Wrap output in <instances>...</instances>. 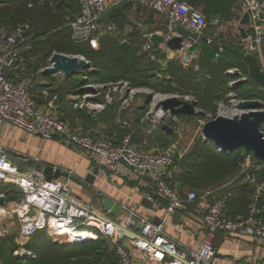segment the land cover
<instances>
[{"label": "built area", "instance_id": "built-area-1", "mask_svg": "<svg viewBox=\"0 0 264 264\" xmlns=\"http://www.w3.org/2000/svg\"><path fill=\"white\" fill-rule=\"evenodd\" d=\"M123 1L140 4L163 16L169 25V33L165 34L166 41L174 37V28L178 25H183L199 34L197 39L191 37L185 39L181 48L176 51L184 65L193 57L201 55L203 42L219 45L217 57L225 49L222 45L227 37L222 22L219 19L208 20L200 9L183 0H80V9L66 10L65 26L71 33V39L76 43H89L98 48L100 40L115 29L112 23L101 21L100 15L109 7ZM29 6H33L32 0H29ZM244 10L250 14V21L255 27V36L242 38L237 46L246 48L250 53L258 50L262 59L264 29L260 25L262 19L259 13H264V1L247 0ZM233 21L239 33L240 19ZM209 24L214 28L210 33ZM31 27L29 21L0 26V127L7 125L43 140L59 138L66 145L75 146L86 155L100 158L112 173L119 171L122 166H127L131 169L135 180L150 184L157 195L166 201L168 215L157 222L154 218L130 209L129 220L124 222L119 216L113 215L111 210H106L100 205L98 210L93 204L84 206L71 196L72 174L68 178L48 179L44 176L39 179L37 170L23 171L11 155V151L0 145V182L14 183L23 193L16 208L21 220V247H24L27 240L37 232L45 230L51 240L61 246L66 245L64 238L69 241L74 240L69 243L71 245L75 243L73 246L92 243L101 237L105 238L114 246L118 264L157 262L185 264V260L189 264H214L217 252L215 238L218 233H238L264 239L262 216L264 179L260 181L251 179L255 187L250 195L246 216L233 218L227 214L228 202L233 195L231 190L220 192L210 202L203 216L205 236L197 249L186 247L173 238L166 230L168 216L177 210L187 209L190 203L199 198L195 190H189L186 197L182 196L179 189L168 181L179 159L177 145L170 144L162 149L151 150L145 145L136 144L131 133L124 134L117 142L107 135L94 136L91 132L79 128L73 129L71 124L56 112L60 94L52 93L48 85L42 91L46 103L41 104L34 100L32 94L34 82L28 77H22L20 80L13 77L16 69L25 62L26 54L33 49V36L28 35ZM147 38L148 41L143 44L142 51L151 59L157 60L154 54L155 46L150 36ZM158 47L169 51L166 43ZM50 65L41 68V71ZM88 70H92V74L100 73L99 69L93 66ZM56 74L61 78L65 77L63 72ZM139 94H148L151 97L150 109L143 120L150 121L155 127H158L166 114L162 109H155L161 100L177 96L197 103L195 97L156 93L145 87H133L126 80L87 83L77 93L69 96V103L76 110L98 112L118 101L126 109ZM99 96H103L104 101H98ZM238 102L234 99L235 108L230 111H223L220 105L218 113L213 118L220 115L234 117L239 112L236 108ZM167 112L172 116L169 111ZM253 159L252 153L246 154L245 162L241 164V174L247 175L250 168L253 170L262 168V165L254 164ZM68 198H71L70 202H67ZM116 223L130 230H134L135 226L141 223L143 225L142 230L139 231L141 237L120 238L121 232ZM6 236L7 231L0 228V239ZM80 236L84 239L83 244L75 240ZM14 255L21 259L35 258V254L25 248L14 250Z\"/></svg>", "mask_w": 264, "mask_h": 264}, {"label": "crops", "instance_id": "crops-1", "mask_svg": "<svg viewBox=\"0 0 264 264\" xmlns=\"http://www.w3.org/2000/svg\"><path fill=\"white\" fill-rule=\"evenodd\" d=\"M246 1L247 0H239L237 3L238 8H236V14L240 20L246 13L244 10V4ZM130 9H135L140 18H146L145 24H148L149 26H147L148 28H145L144 31L146 29H150L151 32L163 33L164 36L166 33H169V25L166 20H164V23L159 29L153 31L150 27L151 25H156L158 23L156 16L159 14L156 15V12L145 8L140 4L130 3L125 7V9L117 13H121L124 17H126L125 12L132 11ZM222 24L223 27L226 26L225 36L228 39H233L235 42V44L230 45L237 46V44L241 41L242 36L240 32L238 33L236 31L234 21H226ZM260 25L264 29V18L262 19ZM246 29L249 37L255 36V27L252 23L246 26ZM114 30H117L116 26ZM144 31L143 36L146 40L144 41L145 43L148 41V38L144 35ZM212 31H214L213 26L210 30L208 28V32ZM176 35L177 33L174 32V36ZM165 51L168 59L180 60L179 54L176 51H168L167 49ZM199 58L200 56L196 58L193 57L191 59H195V61L192 62L195 70H199ZM35 60V57L25 59V62L14 72L13 77L16 80H20L22 77L30 78L34 82V88L32 90L34 100L41 104H45L46 100L43 97L42 91L46 89V86L48 85L51 87L52 93L56 92L55 90L58 89L57 93L60 94L61 89L54 84V81L56 78L61 77H59L56 73L48 75L44 72L45 69L41 71V68L50 64L49 60L47 65H43L36 71ZM262 60L264 63L263 50ZM161 62L165 64L166 61ZM77 75H82L84 78H88L86 70H82V72L78 71L74 76ZM62 79L69 82L65 77ZM97 83L103 82L98 80ZM81 87L78 88V91ZM70 95L71 94L69 93L65 98L60 95V99L56 104V112L61 118L68 121L73 129L79 128L82 131L91 132L94 136L107 135L108 137L115 139L117 142L122 139V129H127L130 131L129 133L132 134L133 141L136 144L145 145L151 150H158L166 147V145H169L166 144L168 141L167 139L182 131L183 127L180 126V128L177 129L172 124L175 118L192 117L182 113L178 115L172 114V116H169L167 114L168 112L165 111L166 114L163 116V120L159 122L158 127H155L152 123H150V121L145 122L143 120L147 112L145 114H141V109L147 108V105L150 109L151 97L148 94H139L142 98L140 100L141 102H138L139 104H137L136 108H132L136 100H134L126 109L123 108L122 104L117 101L107 105L103 110L98 112L88 111L86 109L76 110L69 103ZM97 100L104 101V97L99 96ZM140 115L142 116L141 119H139ZM125 121L127 123H125ZM165 125H167L168 128L164 129L163 126ZM203 127L204 124L202 129ZM180 135H182V132ZM202 138L204 139L203 135ZM172 144L177 145L179 161L191 151L193 146H191V144L183 146L176 142ZM0 145L11 151V155L16 159V162L23 171L29 169L37 170L39 179L44 176L47 177L44 171L47 164L54 166L52 178H68L70 174H72L71 196L74 200L84 206L93 204L97 210L100 209L99 204L95 201V196L99 192H103L106 196L121 203L124 207V211H122L120 215H116L124 222L129 220L128 211L130 209L135 210L139 214L154 218L155 220H161L168 215L166 201L157 195L156 190L150 186V184L148 185L147 182L143 183L139 180H135L132 176L131 169L127 166H122L119 171L112 173L104 166L103 160L100 158L86 155L79 148L75 146H68L59 138L43 140L42 138L26 133L23 130L11 128L7 125L0 127ZM58 170L60 172H58ZM95 170L98 171L95 183L96 190H88L81 184V182L86 183L85 179L88 174L90 172H94ZM180 171V167L176 166L172 171V177H169L168 181L174 183L182 196L186 197L189 192V188H180L177 186L178 182H175V175L179 174ZM257 171L258 170L250 168L247 175H238L235 179H231L222 186L211 188L205 193L199 194V198L190 203L187 209L177 210L175 213L168 216L166 222V230L168 233L184 246L191 249H197L205 236L203 216L207 211L210 202L220 192H222L224 188H233V193L236 192V200L229 207L230 211L228 212L234 216L243 217L242 215L246 214L248 210L247 206L248 201H250V197L248 194H245L244 191L242 192V190L245 188L253 189L255 187V183H252L251 179L256 181L264 179L256 178ZM56 172H58L57 175ZM114 182L117 183L119 187H115L116 184L114 185ZM8 186L12 188H8ZM5 187H7L8 191L13 189V192L18 191V193L22 194L21 189L14 183L0 182V196H5ZM14 187L17 189L15 190ZM134 189L135 191L133 192ZM239 194H241V197ZM5 198L7 200V204L5 206H0V228L7 231V236L3 241L0 240V264H22L19 260L20 258L16 256L13 258L9 254L12 248H16L15 250L19 248H21V250L23 248L27 249V244L30 239L27 240L24 247L20 246L21 220L16 211L18 201L8 200L6 196ZM262 211L264 213V206ZM215 246L217 248V252L213 261L214 264H264V239L239 235L238 233L226 234L220 232L215 238ZM154 264L163 263L157 262Z\"/></svg>", "mask_w": 264, "mask_h": 264}, {"label": "trees", "instance_id": "trees-1", "mask_svg": "<svg viewBox=\"0 0 264 264\" xmlns=\"http://www.w3.org/2000/svg\"><path fill=\"white\" fill-rule=\"evenodd\" d=\"M183 1L201 9L210 21L219 19L224 23L239 18L236 14L239 0ZM32 2L31 7L29 0H0V26L30 22L32 27L28 35L33 36L34 43L33 49L26 54V59L35 57L36 71L43 65H47L54 52L80 55L89 60L93 67L99 69L100 73L97 76L100 82L126 80L133 87L194 95L197 106L204 113L211 112L215 116L217 103L221 99V89L228 76L227 69L239 64L248 68L244 59L229 49L225 48L218 58V44L202 43L198 62L199 70H195L194 65L183 68L179 59H168L166 51L160 47H155L154 54L157 60H153L142 51L143 45L140 49H136L132 43L129 47H124L119 37L108 34L100 40L98 48L89 43H76L71 39V33L65 26V16L68 8L79 9V0H32ZM111 21L115 24L117 31L122 33L128 24L121 13L114 14ZM224 42L229 45L235 44L230 38L224 39ZM262 48L264 54V45ZM163 59L166 60L165 64L161 62ZM74 79L75 76L66 79L70 81V87L68 91H60L61 97L65 98L67 96L65 92H71V90L74 92L84 85L81 80L79 84L74 82L71 86ZM55 91L58 92V89ZM141 110L146 111V108ZM198 117H204V114ZM129 132L127 129H122V135ZM246 154L244 149L228 154L222 153L211 142L202 138L182 160L177 161L181 171L175 175V182H178L177 186L180 188L187 187L189 190H195L198 195L199 192L205 193L241 175V164L245 162ZM253 158L254 164L262 165V168L256 172V178H264V161L254 156ZM171 184L175 186L174 183L171 182ZM8 188L12 187L8 186ZM14 189L17 188L14 187ZM230 190L233 195L228 202V211L236 200V192L233 193V188L223 189L226 192ZM253 190L254 188H245L242 192L244 191L250 197ZM4 193L8 200L20 201L23 197L22 192V194L18 191L13 192V189L8 191L7 187ZM228 211L229 216L238 217ZM262 216L264 217V213ZM4 239L6 238L0 240ZM15 249L12 248L9 254L13 258H15ZM27 249L35 254V258H20L22 264H118L114 246L102 237L95 242L79 246H61L53 242L45 230H41L29 240Z\"/></svg>", "mask_w": 264, "mask_h": 264}, {"label": "water", "instance_id": "water-1", "mask_svg": "<svg viewBox=\"0 0 264 264\" xmlns=\"http://www.w3.org/2000/svg\"><path fill=\"white\" fill-rule=\"evenodd\" d=\"M129 4V1H123L115 4L103 12L99 19L103 22L113 24L111 21L113 15L125 9V7ZM259 15L261 19L264 18L263 12H260ZM250 23V14L249 12H246L240 20L239 27L241 36L244 39L249 37L246 26H248ZM174 32L177 33V35L167 41L165 40L163 33L151 32L150 29H146L144 31V35L150 36V40L155 47L166 43L168 49L172 51H177L180 49L182 42L187 38H199L198 33L191 31L183 25L176 26L174 28ZM123 46L128 47V42L125 41ZM222 46L232 52L239 54L246 62L250 71V75L264 88V68L259 60V51L257 50L253 53H250L246 48L229 45L227 43H223ZM162 61L165 62L166 60L163 59ZM50 64L51 65L44 70L46 74L50 75L63 72L65 74V78L73 77L79 70L85 71L92 68V63L85 57H81L79 55H69L60 52H54L52 54L50 58ZM227 74L233 78H238L240 76L238 69L234 71H228ZM236 82L238 83L237 85H241L246 82V79L242 78ZM235 97L239 101L236 104V108L239 111L238 114H236L234 117L220 115L207 121L202 129L204 140L211 142L214 147L222 153L228 154L236 150L244 149L247 153H253L257 159L264 161V102L260 99L241 100L238 95H235ZM155 109L169 111L173 115L182 113L188 116H194L204 113L197 108V103L181 99L177 96L161 100L156 105ZM163 128H168V126L165 125ZM44 171L47 175V178L51 179L54 166L47 164ZM58 172L60 171L58 170ZM58 172H56V175ZM97 175L98 171L96 170L94 172H90L85 179L86 183L81 182V184L88 190H96L95 183L97 180ZM70 201L71 198H68L67 202ZM95 201L106 210H111V212L115 215H120L121 212L124 211V207L121 205V203L113 200L111 197L106 196L103 192L98 193ZM6 204L7 200L5 196H0V206H5ZM32 214L33 212H31V215ZM156 221L160 222L161 220ZM116 226L121 232L120 238L128 237L135 239L141 237L139 234V231L143 228L141 223H138L134 230H130L119 223H116ZM184 263L189 264L186 260Z\"/></svg>", "mask_w": 264, "mask_h": 264}, {"label": "rangeland", "instance_id": "rangeland-1", "mask_svg": "<svg viewBox=\"0 0 264 264\" xmlns=\"http://www.w3.org/2000/svg\"><path fill=\"white\" fill-rule=\"evenodd\" d=\"M130 10H132V9H130ZM122 12H124V11H122ZM125 13H126L125 18L127 19V22H128L125 31L123 33H121L117 30H112L108 33V35L119 37L121 39L122 44L126 41V42H128L129 46L132 43L136 49H138V48L140 49L141 46L144 44L143 42L145 41L144 40L145 37L143 36V31L145 28H148L147 26H149V25L145 24L146 18H140L139 15H137L135 9L132 11H128V12L126 11ZM156 15H158V14H156ZM161 17H160V15L156 16L158 23L156 25H151V27H150L153 31H156L157 29H159L160 26L164 23L165 18L163 16H161ZM208 27L210 30L212 25L209 24ZM225 28H226V26L224 27V30L226 32ZM195 58H196V56H195ZM259 60H260V63L262 64V66L264 68L263 60L260 58H259ZM179 61L182 64L183 68H188V67L193 65L192 62H194L195 59L190 60L189 63H187L185 65L181 62V60H179ZM236 69L239 70L240 76L238 78H233L227 74L228 76L226 77L225 83L223 84L222 89H221V99L217 103L216 114L218 113V110L220 109V105H222L223 111L233 110L235 108L233 105V104H235L234 103V99H236L235 95H238L241 100L260 99L264 102V88L261 86L260 83H258V81L256 79H254L250 75L249 68H247L246 66L242 67V64H239L236 67H231V68L227 69L226 73L229 70L234 71ZM79 71L82 72V70H79ZM86 74H88V78H84V76H82V75L81 76L80 75L75 76V79L71 82V86L74 85V82L79 84L81 80H82L81 83L84 85L87 83L96 84L98 82V80H99V77H97L98 73L92 75V70H88V71H86ZM242 78H245L246 82L241 84V85H237L238 83L236 81L239 79H242ZM69 83H70V81L66 82L62 78H56L54 81V84H56V86L58 88H60L62 91H63V89L66 91L69 90V87H70ZM151 91H155L156 93H161V94H176V95H180L182 97H185V96L195 97L194 95H184V94H179L177 92L165 93V92H162L160 89H153V88H151ZM76 92H78V88L74 92H72V90H71V92H65V93H66V95H68L69 93L72 95L73 93H76ZM141 98H142L141 95L136 97V99H135L136 102L133 104L132 108H136L137 104H139L141 102L140 101ZM147 110H149V106H148V108H146V111L145 110L142 111L141 114H144V112H148ZM199 110L203 111L201 108H199ZM203 114H204V117H198L200 115L203 116ZM203 114L194 115L192 117L175 118L173 120L172 124L177 129L180 128V126L183 127V129L181 131L182 135H180L181 132H179L178 134H174L171 138L167 139L168 141L166 142V144H170V143L172 144L175 142L178 143L179 145H183V146L187 145V144H191V146L193 145L192 146V148H193L196 145V143L202 139V132L201 131H202L203 124L205 125V123L207 121H209L213 117H215L211 112L203 113ZM141 117L142 116L140 115L139 119H141ZM263 129H264V127H263ZM113 184L114 185L116 184L115 187H119L117 185V183L114 182ZM199 194H203V193L199 192Z\"/></svg>", "mask_w": 264, "mask_h": 264}, {"label": "bare ground", "instance_id": "bare-ground-1", "mask_svg": "<svg viewBox=\"0 0 264 264\" xmlns=\"http://www.w3.org/2000/svg\"><path fill=\"white\" fill-rule=\"evenodd\" d=\"M75 240H76V242H78V243H80V244H83V242H84V239L82 238V236L77 237V239H75ZM72 241H74V240L69 241V240H67L66 238H64V242H65V244H66V245H64V246H73L75 243H72V245L69 244V243H71ZM87 244H88V243H87Z\"/></svg>", "mask_w": 264, "mask_h": 264}, {"label": "snow or ice", "instance_id": "snow-or-ice-1", "mask_svg": "<svg viewBox=\"0 0 264 264\" xmlns=\"http://www.w3.org/2000/svg\"><path fill=\"white\" fill-rule=\"evenodd\" d=\"M5 167H6V165H5Z\"/></svg>", "mask_w": 264, "mask_h": 264}]
</instances>
